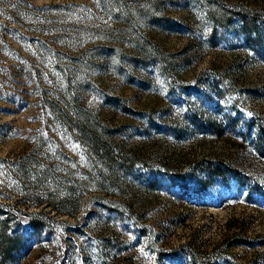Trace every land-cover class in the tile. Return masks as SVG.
Segmentation results:
<instances>
[{
	"label": "rangeland",
	"instance_id": "1",
	"mask_svg": "<svg viewBox=\"0 0 264 264\" xmlns=\"http://www.w3.org/2000/svg\"><path fill=\"white\" fill-rule=\"evenodd\" d=\"M0 264H264V0H0Z\"/></svg>",
	"mask_w": 264,
	"mask_h": 264
}]
</instances>
